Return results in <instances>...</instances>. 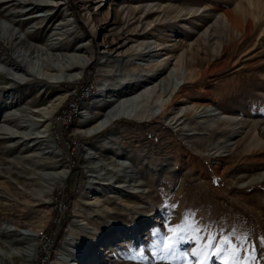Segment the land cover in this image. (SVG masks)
Returning <instances> with one entry per match:
<instances>
[{"label":"rangeland","instance_id":"374dc122","mask_svg":"<svg viewBox=\"0 0 264 264\" xmlns=\"http://www.w3.org/2000/svg\"><path fill=\"white\" fill-rule=\"evenodd\" d=\"M61 1L74 17L79 37L87 41L93 58L101 63L107 59L105 64L117 68L118 73L101 74L100 66L92 61L76 82H59L58 89L38 95L33 106H46L57 94L67 92L54 116L68 103L73 84L88 85L90 98L110 75L109 93L119 91L125 84L120 72L130 78L129 83H136L140 74L162 68V75L169 72L173 81L181 82L182 90L163 115L139 121L116 118L92 134L77 130L79 116L65 126H57L53 117L49 119L47 137L69 168L63 182L54 184L49 194L37 173L58 169L60 162L44 155L28 156L30 151L20 146L3 147L4 140L0 139V221L21 230L40 227L52 239L56 257L59 253L70 256V248L74 247L71 241H80L89 251L83 252L86 254L79 257L78 264H198L199 260L205 264H233L228 245L220 254L216 247H205L209 237H215L216 246L228 238L244 264H264V178L248 180L264 171V0ZM142 3L152 7L149 18L157 13L164 18L135 39L136 32L125 28L126 18L120 9ZM186 6L197 10L187 13ZM178 7L183 10L176 16ZM30 10L39 13L38 8ZM61 11L62 4L57 13ZM226 12L239 19L240 31L222 24L220 17ZM138 14L135 11V16L128 19L129 28ZM34 22L45 30L39 34L41 39L51 24ZM145 36H149L150 43L146 54L136 51L127 56L119 52ZM228 44L229 53L225 50ZM180 56L183 64L196 70L192 79H178L173 66ZM30 81L46 82L36 77ZM149 81H143L145 87ZM7 85L0 80V123L4 122L5 94L15 97L20 105L34 94L32 88L23 92L22 84ZM192 103L205 108L198 106L197 111L180 114L187 124L185 130L167 121L166 115L177 107ZM114 130L115 139L108 137ZM90 144L103 150L102 168L111 176L102 192L93 194L100 208L96 203H80L79 199L83 192L93 190L88 182L91 169L85 162ZM114 153L128 156V182L141 179L136 192L121 193L123 201L114 197L117 191L112 189L118 184ZM46 197L50 203H42ZM132 203H140V210ZM173 228L177 229L175 234L169 231ZM82 234L86 236L79 237ZM95 235L98 240L93 238ZM173 235L174 248L166 250L164 244ZM15 236V231H3L0 246H13L10 239ZM35 241L41 242L37 238ZM194 249L200 250L199 256L191 255ZM249 255L255 257V262L247 260ZM162 256L164 259H160ZM56 257L48 264H67L63 259L56 263ZM17 263L15 257L3 262Z\"/></svg>","mask_w":264,"mask_h":264},{"label":"bare ground","instance_id":"6f19581e","mask_svg":"<svg viewBox=\"0 0 264 264\" xmlns=\"http://www.w3.org/2000/svg\"><path fill=\"white\" fill-rule=\"evenodd\" d=\"M60 4H62V11L57 13ZM33 8H38L39 13H33L30 10ZM151 8L148 3L121 7L120 10L126 18L124 22L125 28L136 32L135 39L137 34L139 35L144 29H149L152 23L164 18L162 15L160 17L159 13L153 18H149V10ZM65 9V2L61 0H0V80H4L8 84L7 86L22 84L20 89L23 92L30 90V88L34 89L33 96L26 101L24 100L25 102L22 105L16 101L15 97L13 99L11 95L5 94L2 101L4 102L2 114L4 122L0 123V139L4 140L3 143L5 145L3 147L20 146L21 149L30 151L27 154L28 156L44 155V158L60 162L61 167L58 169L40 170L37 173L39 180L46 185L45 191L47 194L51 193L54 184L58 185L63 182L69 170L66 160L61 156L51 138L47 137L51 130V121L49 119L51 120L52 115L59 109L67 96V92L57 94L46 106L35 107L33 102L42 92H53L59 86V82H76L82 76L84 68L90 65L92 61H95L94 64L100 66L99 72L101 74L112 73L113 71L116 73L117 71V68L114 69L105 64L109 62L107 59L106 62L101 63V60L93 58L92 51L87 46V41L80 39L81 36L74 17L68 14ZM181 10H183V7H178L175 15L179 16L182 14ZM196 10V7L186 6L184 11L192 13ZM135 11H138L139 14L129 28L128 19L135 16ZM231 16L227 12L222 13L220 17L222 24L235 27V30L238 29L240 31L239 26L241 23L239 19L234 16L233 19ZM34 20L51 24L41 39L39 34L45 30L43 27L35 26ZM248 26L250 27V23H248ZM148 34L146 33V35ZM148 37L145 36L140 42L134 40V43L119 52L127 53V56L133 55L136 51H139L142 55L146 54L150 46ZM205 38L203 37L204 40H206ZM158 44L156 43V45ZM229 46L231 45L228 44V48L226 47L225 49H228L226 51L228 53L230 51ZM175 63L176 66L174 65L173 67L178 72V79L188 80L196 75V70L192 69L188 64H183L181 56L175 60ZM151 72L153 73L148 75L146 73L140 74L136 83H129L130 78L124 72H120V77L125 79V84L120 88V90L122 89L121 91L115 89L111 93H109V85L113 75L106 77L105 81L108 84H105L104 81V84L99 85L96 92L89 98L90 93L88 96L89 100L84 101L81 105L77 130L84 134H92L116 118H131L139 121L165 114L167 106L178 98L182 90V84L180 81H173L169 72L162 75L164 72L162 68L152 69ZM33 77L40 78L46 82L33 83L30 81ZM146 79H150L147 87L143 83ZM198 106L205 108V106L196 105L195 103L180 106L170 115H166V119L173 127L185 130L183 126L187 124L181 121L180 116L187 114V111H197ZM59 125V122H57V126ZM227 126L232 125L228 123ZM218 127L216 125V128ZM234 131L237 130L235 129ZM116 132L115 130L109 132L110 134H107V136L113 138ZM213 152H217V149ZM102 153L103 150L96 144L87 146L85 162L91 169L88 175V182L89 185H92L90 190H93L90 193L83 192L79 198L80 203H96L98 208H100L101 204L93 194L102 192L103 188L109 184L106 180L111 179L109 178L111 176L102 168V156H100ZM104 154L106 155L107 152ZM127 158L128 156L121 157L120 155H115V153L112 155L113 168L116 169L115 172L117 174L115 181L118 182V184L112 186V189L117 191L114 197L120 201H123L121 193L125 191L127 193L136 192L141 182L140 178L134 180V183L128 182L131 176H129L128 172L130 171L127 169L130 166ZM122 175L127 176V178H121ZM258 178H264V171L255 177H249L248 180L252 181ZM39 191L41 192V190ZM42 203H50L49 198L42 199ZM131 206L140 210L141 204L132 203ZM141 218L144 219V217ZM39 229L40 227H26L21 230L12 223L4 225L3 220H1L0 234L3 231L12 230L15 231L16 236L10 239L11 243L14 241L13 246L5 248L0 246V260L2 262L0 264H3L4 259L8 258L11 260L12 257H20L22 260L25 259L27 261L28 255H33L35 252L36 239L34 235L37 234ZM74 233L71 230V234L74 235ZM85 236L86 234H82L79 237ZM93 238L95 240L99 239L97 235ZM71 244L74 245L73 248H70L72 254L67 256L59 253L55 259L56 263H59L58 260L63 259V263L78 264L79 257L84 254L83 252L89 251L87 246H81L82 243L80 241L72 240ZM30 259H32V256Z\"/></svg>","mask_w":264,"mask_h":264},{"label":"built area","instance_id":"2783aa9c","mask_svg":"<svg viewBox=\"0 0 264 264\" xmlns=\"http://www.w3.org/2000/svg\"><path fill=\"white\" fill-rule=\"evenodd\" d=\"M72 91L68 93V103L64 108L60 109L59 113L53 116L54 122H59V126H65L73 117L79 116V111L84 100L88 98L91 93L90 87L86 84L76 86L73 84ZM60 108V107H59ZM59 209H62L61 203L57 205ZM40 243L36 241V248L33 255H28V260H22L20 257H16L17 264H48L56 257V251L53 249L52 239L46 236V233L41 229L34 235ZM14 242V241H13ZM14 243H11V245ZM32 256V259L30 257ZM13 258V257H12ZM20 258V259H19Z\"/></svg>","mask_w":264,"mask_h":264},{"label":"snow or ice","instance_id":"6c2138e0","mask_svg":"<svg viewBox=\"0 0 264 264\" xmlns=\"http://www.w3.org/2000/svg\"><path fill=\"white\" fill-rule=\"evenodd\" d=\"M169 231L172 232L173 234H175L177 232V229L173 228V229H169ZM192 238L195 239V237H192ZM181 239H184V237H181ZM214 240H215V237H209L208 244L205 245V247H216L217 254H220V252H222L224 250V245H228L229 248L231 249V253H230L229 259H231L233 261V264H244V262H241L239 260V256H238V252H237L236 246L232 245L228 238H224L221 241H219V246H216V245L213 244ZM168 241H170V242L165 243L164 244V248L166 250H172L174 248L175 235L168 237ZM185 255H187V253ZM191 255L199 256L200 255V250L199 249H194L192 251ZM160 259H164V257L162 256V257H160ZM247 260L255 262V257L252 256V255H249L247 257ZM198 264H205V262H204V260H199Z\"/></svg>","mask_w":264,"mask_h":264}]
</instances>
